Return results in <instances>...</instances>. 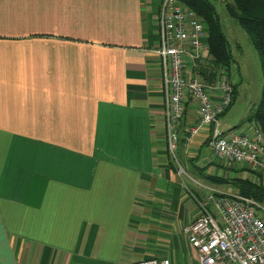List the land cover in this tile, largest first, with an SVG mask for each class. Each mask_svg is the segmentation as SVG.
<instances>
[{"label":"crops","instance_id":"1","mask_svg":"<svg viewBox=\"0 0 264 264\" xmlns=\"http://www.w3.org/2000/svg\"><path fill=\"white\" fill-rule=\"evenodd\" d=\"M160 2L0 0V264H198L164 161ZM182 119L179 142L194 104ZM183 144L222 171L202 134Z\"/></svg>","mask_w":264,"mask_h":264},{"label":"built area","instance_id":"2","mask_svg":"<svg viewBox=\"0 0 264 264\" xmlns=\"http://www.w3.org/2000/svg\"><path fill=\"white\" fill-rule=\"evenodd\" d=\"M156 27L158 40L150 51L161 73L168 150L174 155L182 118L194 104L197 119L183 136L186 145L202 134L207 151L216 159L264 171V136L257 126L247 132L220 129V119L233 96L234 83L223 73L226 69L216 71L210 82L196 78L197 62L201 65L209 58L206 23L179 0H161ZM205 188L208 192L203 197H194L195 218L183 227L198 264H264V201L237 191ZM121 264L172 263L167 257L152 256Z\"/></svg>","mask_w":264,"mask_h":264},{"label":"rangeland","instance_id":"3","mask_svg":"<svg viewBox=\"0 0 264 264\" xmlns=\"http://www.w3.org/2000/svg\"><path fill=\"white\" fill-rule=\"evenodd\" d=\"M150 1L151 0H141L143 14L147 11ZM231 1L232 0H221L214 3L215 9L220 18L222 30L229 41V47L234 59L231 67L228 70H224L223 73L232 83L236 84V97L230 108H228L226 113L220 119V129L224 131L231 130L247 132L248 127L256 125L251 117L261 96L262 74L256 49L251 43L247 33L226 10L225 4ZM206 62L211 70L220 71L219 67L213 65L210 58ZM197 65H199L198 62ZM196 78L199 80L202 79V77L199 76V73L196 74ZM176 147L174 155L171 154L173 157L170 159L166 145H164V161L168 168L169 162L175 164L176 171L174 169H171V171L175 175L176 181L179 182L177 189L176 187L174 188L175 193L177 192V200L175 201L174 206L177 208L174 212L176 217L179 211L184 210V218H189L196 209L193 194H195L196 197H203L204 194L208 192L205 187L219 188L218 190L226 192H234L236 190L230 185H218L202 178L190 162V159L196 158L197 156V154L194 155V153L198 152L188 150L182 141H180ZM217 161L222 168L219 175L231 176L228 170V168L231 167L232 169H239L240 173L242 172L241 175L246 176L245 178L256 182L261 181L264 184V171H254L245 166L228 165L225 161ZM195 163L198 164V159L195 160ZM226 170H228V174ZM257 173L262 174L261 179L258 178ZM182 217L183 216H181L180 219Z\"/></svg>","mask_w":264,"mask_h":264},{"label":"trees","instance_id":"4","mask_svg":"<svg viewBox=\"0 0 264 264\" xmlns=\"http://www.w3.org/2000/svg\"><path fill=\"white\" fill-rule=\"evenodd\" d=\"M179 1L193 9L196 14L206 23L208 31V56L211 59L213 65L228 70L231 67L234 59L229 47V41L222 30L220 18L217 14L214 4H212L210 0ZM225 5L228 14L233 17L247 33L259 56L262 74V91L258 104L252 113L251 119L255 121L257 127L264 136V0H232L231 2H227ZM209 58L205 59L203 64L207 69V77L213 80L216 71L211 70L208 67L206 61ZM235 97L236 84H233L232 100L227 109L223 112L222 116L226 113L228 108H230ZM181 141L185 143L184 138ZM165 145L167 153L170 159H172V153L168 150L166 143ZM199 157L200 155L198 154L196 158L190 159V162L193 164V168L200 174L202 178L214 184L230 185L241 195L252 197L258 201H264V184L261 181L256 182L254 180L235 175L222 176L219 174H208L206 172L209 167L208 164L199 166L197 163H195V160H197ZM168 166L169 169H174L176 171V166L173 162H169ZM231 169V167L228 168V170ZM261 175L262 174L257 173V176L260 179L262 178ZM193 196L196 197L195 194H193Z\"/></svg>","mask_w":264,"mask_h":264},{"label":"water","instance_id":"5","mask_svg":"<svg viewBox=\"0 0 264 264\" xmlns=\"http://www.w3.org/2000/svg\"><path fill=\"white\" fill-rule=\"evenodd\" d=\"M210 1H211V3H212V4H214V3H215V1H214V0H210Z\"/></svg>","mask_w":264,"mask_h":264}]
</instances>
